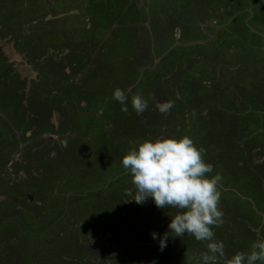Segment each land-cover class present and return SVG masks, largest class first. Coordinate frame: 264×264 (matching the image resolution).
<instances>
[{"label": "rangeland", "instance_id": "1", "mask_svg": "<svg viewBox=\"0 0 264 264\" xmlns=\"http://www.w3.org/2000/svg\"><path fill=\"white\" fill-rule=\"evenodd\" d=\"M263 112L264 0H0V264H197L205 241L169 235L160 251L177 210L126 203L121 165L184 136L223 178L214 240L249 252L264 237Z\"/></svg>", "mask_w": 264, "mask_h": 264}, {"label": "clouds", "instance_id": "2", "mask_svg": "<svg viewBox=\"0 0 264 264\" xmlns=\"http://www.w3.org/2000/svg\"><path fill=\"white\" fill-rule=\"evenodd\" d=\"M112 98L122 105V112H128V97L123 90L115 89ZM131 107L137 115H143L148 101L142 95H133ZM155 107L167 114L174 104L167 101ZM203 154L204 150L198 149L187 136L146 140L133 147L121 158L134 189L126 191L131 199L125 202L142 205L151 198L158 209L177 210L168 224L169 231L159 239L160 251L167 247L169 235L189 237L207 242V251L201 253L197 264H218L220 260L223 264H264V237L256 239L249 252H237L231 258L225 255L224 243L214 240L213 227L223 224V212L218 207V186L223 178L219 174L209 178L213 166L204 161ZM151 235L157 239L156 233Z\"/></svg>", "mask_w": 264, "mask_h": 264}, {"label": "flooded vegetation", "instance_id": "3", "mask_svg": "<svg viewBox=\"0 0 264 264\" xmlns=\"http://www.w3.org/2000/svg\"><path fill=\"white\" fill-rule=\"evenodd\" d=\"M59 14L58 13H56V15L55 16H52V17H50V19H52L53 21H55V20H57V18H59V16H58ZM43 20H45V18H43ZM66 63H67V61H62V58H57V57H55L54 58V60H53V62H52V64H65V67H64V69H68L67 67H66ZM69 65V64H68ZM65 72V71H64ZM67 72V77H69V75L71 74V72H69V71H66ZM58 76H59V74H57ZM237 107V106H236ZM241 108V107H240ZM235 109H239L238 107L237 108H235ZM244 110V109H243ZM248 109H245L244 111L246 112ZM253 111H259V109H252ZM57 112V111H56ZM59 114H60V116L58 115V117H59V121H62L63 119H61V118H63L62 116H61V113L60 112H58ZM264 113V112H263ZM64 115V114H63ZM65 116V115H64ZM243 123L245 124L246 123V121L244 120L243 121ZM242 122H239V121H237L236 122V125H238L239 126V128H241L242 129V125H244ZM262 129V128H261ZM242 131V134L244 135V136H242V137H246V139L245 140H247L246 142H248V144L251 142V141H248V140H250L249 139V135H248V133L247 132H244L243 131V129L241 130ZM236 136L237 135H235V138H236ZM239 136V135H238ZM263 137H264V132H263ZM54 140L55 139H48V141H53L54 142ZM264 140V139H263ZM254 141V140H253ZM252 141V142H253ZM54 143H56V142H54ZM244 143H245V141H244ZM264 143V142H263ZM246 144V143H245ZM240 147V146H239ZM263 148V151H264V146L262 147ZM240 149V148H239ZM242 152L244 151V153L242 154V155H244L241 159H243V161L242 162H244L243 164L245 165V166H247V167H249L252 163H251V161H252V159H251V161H247V155H250V157H253L252 155H253V153L252 152H250V147L249 146H247V144H246V147L245 146H243L242 148ZM30 160V159H29ZM258 161H257V163H255L256 164V169H258L260 166L261 167H263L264 168V152H263V156L260 158V159H257ZM253 165V164H252ZM259 170V169H258ZM263 173H264V170H263ZM222 174V173H221ZM259 185L261 184V185H263L264 186V183H262L261 181H259V183H258ZM257 213L258 214H260V215H263L264 214V211H262V212H258L257 211ZM262 213V214H261ZM259 227L258 226H256L254 229H253V231H256V234L258 235V237H260V233H262V232H259V231H257V229H258ZM111 232H114V230L113 231H111ZM98 233H101V232H98ZM107 236H114L113 234L111 235V234H109V235H107ZM262 237H263V235H262ZM230 241H231V238L229 239ZM100 244H101V247H100V249H105V248H103V247H106V249L105 250H107L108 248H113L114 249V246H115V244L114 243H104V241H101L100 242ZM110 244V245H109ZM234 244V243H233ZM224 246H226L225 245V243H224ZM99 247V246H98ZM227 248V247H226ZM236 248L237 247H232V249H233V252H235L236 251ZM228 249V248H227ZM107 256H108V254L109 253H105ZM223 264V263H222Z\"/></svg>", "mask_w": 264, "mask_h": 264}, {"label": "crops", "instance_id": "4", "mask_svg": "<svg viewBox=\"0 0 264 264\" xmlns=\"http://www.w3.org/2000/svg\"><path fill=\"white\" fill-rule=\"evenodd\" d=\"M63 6H64V10H65L66 14H72L73 11L69 12L68 10H70V9H69L68 7H66L64 4H63ZM67 8H68V9H67ZM55 13H56V12H55ZM57 13H58V14H61V15L59 16V18H62V17L65 16V15H64L65 13H61V12H57ZM73 13H75V11H74ZM51 59L54 60V58H51ZM238 100L241 101L240 98H239ZM159 103H162V102H159ZM236 104H237V103H236ZM236 104H234V107H235V108H237V107H236V106H237ZM148 105H150V103H148ZM239 106H240V105H239ZM224 109H225V108H223V106H222V111H224ZM247 186H248V185H247Z\"/></svg>", "mask_w": 264, "mask_h": 264}]
</instances>
